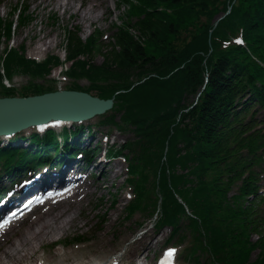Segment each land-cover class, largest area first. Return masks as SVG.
Returning a JSON list of instances; mask_svg holds the SVG:
<instances>
[{
    "label": "trees",
    "instance_id": "16d2710c",
    "mask_svg": "<svg viewBox=\"0 0 264 264\" xmlns=\"http://www.w3.org/2000/svg\"><path fill=\"white\" fill-rule=\"evenodd\" d=\"M122 4L113 41L100 29L85 39L81 28L67 27L65 73L70 89L114 97L100 121L131 134L109 149L127 162V216L149 212L153 227L171 229L169 242L185 244L192 264H264V0ZM10 14L0 15V39L8 41L34 20L24 2ZM64 63L60 55L37 61L24 43L8 44L0 53V96L17 95L5 79L45 78ZM56 89L32 83L21 95ZM82 128L15 135L0 143V167L19 175L54 164L65 155H51L58 136L68 141Z\"/></svg>",
    "mask_w": 264,
    "mask_h": 264
},
{
    "label": "rangeland",
    "instance_id": "374dc122",
    "mask_svg": "<svg viewBox=\"0 0 264 264\" xmlns=\"http://www.w3.org/2000/svg\"><path fill=\"white\" fill-rule=\"evenodd\" d=\"M20 2L30 6L34 20L26 26L16 27L10 41L1 38L0 53L8 44L19 47L24 43L27 55L37 61H43L49 55H60L64 60L67 27L81 28V34L85 39L100 29L105 33L107 42L113 41L115 25L121 22V18L124 17L127 10L123 4L119 6L120 0H0V15L5 19H10V13ZM103 58V56H98L96 61L101 63ZM65 68L63 67L61 72L59 65L54 66L45 78L17 73L11 81L6 80V83L16 88L17 95H21L25 86L27 87L32 83H44L48 86H56L58 89H70L74 82L65 73ZM79 83L84 87L88 85V81L85 79L80 80ZM100 119L101 117L94 116L88 121L78 123L77 125H84V128L80 129L82 133L77 134L69 141L70 143L72 141L69 144L70 147H75L73 143H79L80 146L86 147V152L87 150L89 152L85 154V160L91 157V161H85L78 154L72 161V163L78 162V165H75V175L86 178L85 184L87 185L84 197L81 193L76 194L71 199V202H74L71 203V206L80 202L79 205L83 207L77 218L78 227L72 228L62 236L61 240H52L45 247L40 248L37 255L38 260L40 259L42 264H75L81 259H99L102 257L101 254L93 253L92 249L89 248H92L90 245L98 235L107 231L112 242L110 248L104 249L109 254L105 253L104 255L113 254V256L122 257L121 264H160V258L167 249L175 251L174 264H192L185 260V244L178 241L169 242L171 229L169 227L162 229L153 227L152 220L154 218L149 212L137 211L127 216L126 206L131 199L132 188L126 181V159L121 156L107 159L104 158L103 153L106 148L109 147L110 149L124 142L126 138L131 137V134L112 125L101 123ZM32 131L34 128L27 130L24 134H30ZM90 135L92 141L87 144L86 139ZM20 142L22 145H27L25 140H20ZM62 146L60 145L59 148L61 153H63ZM36 147L34 146V149ZM97 163L101 166L96 167ZM102 170L108 175L106 178L101 174ZM39 171L36 170V172ZM1 174L0 171V176ZM100 182L101 186H99ZM12 187L16 188L15 191L19 190L20 181L15 183L9 176L0 177L1 191L4 188L8 190ZM262 187L264 193V176ZM68 193H72V191ZM55 205L57 203H49L39 206L35 211L27 210V212L30 213L29 216H36L46 208ZM61 205H57L55 208H59ZM26 224L19 221L15 229L5 232L1 237L2 243L7 245L9 243L8 238L14 239L16 237L15 230L26 226ZM254 238L259 239L260 237L255 234ZM58 251L68 252L71 256L63 257L57 253ZM85 254L86 256L83 257ZM40 255L44 258H39ZM81 256L82 258H80ZM108 256L106 257L108 258ZM205 258L206 256H204V260H206ZM38 260L37 258H30L24 263L36 264ZM207 261L208 264H216Z\"/></svg>",
    "mask_w": 264,
    "mask_h": 264
},
{
    "label": "bare ground",
    "instance_id": "6f19581e",
    "mask_svg": "<svg viewBox=\"0 0 264 264\" xmlns=\"http://www.w3.org/2000/svg\"><path fill=\"white\" fill-rule=\"evenodd\" d=\"M48 1V0H43ZM87 17V15H85ZM89 19V17H87ZM47 44V43H44ZM50 46V45H48ZM90 93V92H89ZM89 119L85 120L88 121ZM66 122V121H65ZM70 124L69 122L64 123ZM61 125V124H60ZM78 133V132H77ZM81 133V132H79ZM87 144L91 143V135L88 136L86 139ZM75 165H78V162L71 163L64 167V169H61L58 174H56V177L54 178L53 183H59L60 179H63L67 175H70L72 172L75 171ZM92 165V164H91ZM98 163L95 165L97 166ZM105 170V169H104ZM102 170L101 174H103L104 178H106L108 175ZM105 173V175H104ZM59 176V177H57ZM86 178L78 176L75 177V180L71 181L72 186H74V191L72 193H64V195H59V198H51L48 200L44 205L53 203L57 205H61L59 208H55L57 205L53 207H48L36 216H29L30 213H26L22 215V212H24L26 206H22L23 204H19L18 207H20V211H15L16 213L9 214L7 221L8 224L0 230V264H5L8 262V264H26L24 263L25 260L30 258H37L38 260V251L40 248L45 247L47 243H49L52 240H61L62 236L67 234L72 228L78 227L77 224V218L78 215L81 214L83 207L79 204H76L75 206H71V199L76 194H83L82 197L85 196L87 191V185L85 184ZM32 186V185H31ZM99 186H101V182L99 183ZM21 196H19L16 200L19 201ZM20 202H12L9 205H6L5 207L16 205ZM8 204V203H7ZM41 206H43L41 204ZM39 208V205H35V210ZM21 221L23 223H27L26 226L20 227L16 229V237L14 239H7L9 240V243L7 245L2 243V236L5 232L8 230H13L16 228L18 222ZM56 236H59V238H56ZM112 240L108 237V232L104 231L102 234L98 235L93 243H91L89 249H92L93 253H100L102 257H99V259H81L78 261V263L75 264H121L122 257L120 256H113V254H110L109 256L105 253L109 252L107 248H110ZM109 246V247H108ZM57 253L61 254L63 257L71 256L68 254V252H62L58 251ZM86 256L83 255V257ZM108 256V258L106 257ZM39 258H44L40 255ZM82 258V256L80 257ZM162 264H174L172 257L169 255L165 256L162 261ZM36 264H42V261L39 259Z\"/></svg>",
    "mask_w": 264,
    "mask_h": 264
},
{
    "label": "water",
    "instance_id": "95a60500",
    "mask_svg": "<svg viewBox=\"0 0 264 264\" xmlns=\"http://www.w3.org/2000/svg\"><path fill=\"white\" fill-rule=\"evenodd\" d=\"M222 17L218 16V20ZM113 105L114 97L102 98L77 89H57L27 96H0V137L58 122H82L105 113Z\"/></svg>",
    "mask_w": 264,
    "mask_h": 264
},
{
    "label": "snow or ice",
    "instance_id": "6c2138e0",
    "mask_svg": "<svg viewBox=\"0 0 264 264\" xmlns=\"http://www.w3.org/2000/svg\"><path fill=\"white\" fill-rule=\"evenodd\" d=\"M170 255H171V253H170Z\"/></svg>",
    "mask_w": 264,
    "mask_h": 264
}]
</instances>
